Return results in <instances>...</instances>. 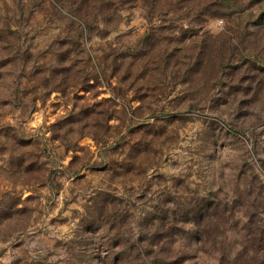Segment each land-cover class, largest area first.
Masks as SVG:
<instances>
[{
  "label": "rangeland",
  "instance_id": "rangeland-1",
  "mask_svg": "<svg viewBox=\"0 0 264 264\" xmlns=\"http://www.w3.org/2000/svg\"><path fill=\"white\" fill-rule=\"evenodd\" d=\"M0 264H264V0H0Z\"/></svg>",
  "mask_w": 264,
  "mask_h": 264
}]
</instances>
